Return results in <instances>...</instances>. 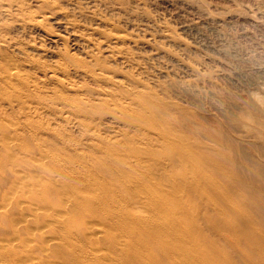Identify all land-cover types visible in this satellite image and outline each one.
Here are the masks:
<instances>
[{"label": "rangeland", "instance_id": "obj_1", "mask_svg": "<svg viewBox=\"0 0 264 264\" xmlns=\"http://www.w3.org/2000/svg\"><path fill=\"white\" fill-rule=\"evenodd\" d=\"M146 186L248 262L223 224L235 202L264 230V0H0V264H137L135 236L173 264L119 223Z\"/></svg>", "mask_w": 264, "mask_h": 264}, {"label": "bare ground", "instance_id": "obj_2", "mask_svg": "<svg viewBox=\"0 0 264 264\" xmlns=\"http://www.w3.org/2000/svg\"><path fill=\"white\" fill-rule=\"evenodd\" d=\"M10 75L13 77L16 76V78H18V75H16L14 71L13 73H10ZM9 77L10 76H8V78ZM15 93H18V92L15 91ZM134 180L138 181L137 178ZM123 184L130 186L131 184H133V182L131 179L126 178L124 179ZM186 184L189 185L190 183H185V185ZM211 186L213 188H216V190L221 191V188L218 182L214 181ZM176 192L177 190H175V193ZM140 193L141 194H139L137 197V203L140 204V207L142 208L146 207L145 209L150 212L149 215L151 216V218H141L140 216L134 214L136 216V218H134L135 216L132 215L134 216L133 217L134 222L128 220L129 217L122 216L121 217L122 220L119 223L124 222L125 224L123 225L131 224L133 227H135L138 230L137 234L139 235H140L139 233L140 226L143 225L142 228L147 227L148 232H151L150 234L152 236L154 235L155 240H159L158 242H160L163 245L164 248L162 250H164L165 253L166 251L169 252L168 256H166L165 259L172 260L173 264H219L214 258H210L209 255H207L206 257L204 253L203 254L205 256L203 254H200L198 250L199 246L197 247L196 245L198 244L197 241L195 240L196 238L194 237L192 238V236H190L187 232H184L183 227L185 224V220L184 218H181L180 215L177 214L178 210L179 211L182 210V201H181L182 198L177 199L178 197L177 195L175 198L177 204L174 201H172V204H171L170 203L171 201L166 202V200H164L161 197V195L157 193L156 190L148 188L147 186L142 191H140ZM227 197L229 198V196ZM254 200L256 201V199ZM67 201L69 202V200ZM65 203H67L66 199H65ZM250 203L254 205L255 202L251 201ZM257 203L258 202H256V206H257ZM238 206L241 207L240 205ZM113 207L114 208L111 207L110 209L111 217H114V218L119 217L118 210L122 209L123 206L115 202ZM228 207L233 209L236 215V218H238L237 219L238 221L224 223L223 225H225L226 228L230 229V231L232 232L237 242V245L247 246L245 247L246 252H247L245 256H248L249 260L247 259L248 262L246 264H256V263L264 264V230L262 229L260 230L257 227V223L253 219L254 217L250 215L249 212L247 214L244 209H238L237 204L235 202H231L228 205ZM221 209L222 208H218L217 211L220 214L225 215V212H222ZM130 213L132 214V212ZM52 222L55 225H58L62 223V219L59 216L52 217ZM149 223L150 225L153 224L154 227L151 228V226L148 225ZM255 229L257 230V232H255L256 231ZM99 230H95V231H99ZM253 231L254 233H258V234L260 233L259 236L254 237V236L249 235V233ZM157 233H159V235H157ZM95 234H97V232ZM137 238L138 240L140 239L138 236H135L136 240L133 239L134 243L132 244L134 258L137 264H144V259H149L150 257H152L154 252L152 251V248L150 247L148 243H145L141 240L136 242ZM252 246H255V247L252 248ZM164 251H162V253ZM91 252L94 253V251H91ZM258 256L260 259L256 258ZM252 258H255L258 262L255 263L254 260H252ZM125 259L126 258L123 257V260Z\"/></svg>", "mask_w": 264, "mask_h": 264}]
</instances>
